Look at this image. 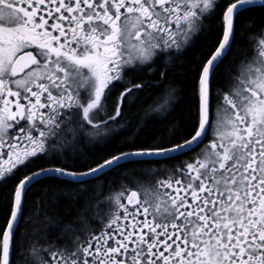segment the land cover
<instances>
[{"label":"snow or ice","instance_id":"snow-or-ice-1","mask_svg":"<svg viewBox=\"0 0 264 264\" xmlns=\"http://www.w3.org/2000/svg\"><path fill=\"white\" fill-rule=\"evenodd\" d=\"M0 264H264V0H0Z\"/></svg>","mask_w":264,"mask_h":264},{"label":"trees","instance_id":"trees-1","mask_svg":"<svg viewBox=\"0 0 264 264\" xmlns=\"http://www.w3.org/2000/svg\"><path fill=\"white\" fill-rule=\"evenodd\" d=\"M177 79H181V77L178 76ZM182 107H183V105H182ZM113 183L115 184V175L113 176ZM107 191H108V189H105V192H107Z\"/></svg>","mask_w":264,"mask_h":264}]
</instances>
